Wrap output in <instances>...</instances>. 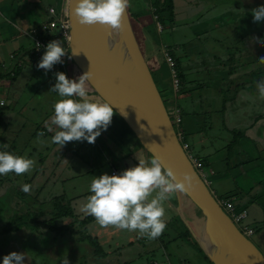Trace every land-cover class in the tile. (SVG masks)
<instances>
[{"label":"crops","instance_id":"crops-1","mask_svg":"<svg viewBox=\"0 0 264 264\" xmlns=\"http://www.w3.org/2000/svg\"><path fill=\"white\" fill-rule=\"evenodd\" d=\"M171 1L172 18L165 27L167 29H164V40H168V43L147 39L145 49L148 58L155 70L163 67L167 69L159 51L162 47L168 49L176 73L180 76L176 97H169L172 112L176 110L180 118L176 124L179 139L186 146L187 156L197 162L206 173V186L215 200H226L235 210L246 211L244 222L252 230L248 239L264 257V99L259 98L258 90L249 80L251 76L260 73H256L258 69L260 71V67L247 54L250 50H247L246 45L247 36L252 40L253 37L260 39L262 35L257 32H240L235 35L241 45L237 49V42L231 44L228 41L231 35L221 33L226 21L232 19V10H247L249 0ZM259 1L261 2L257 0ZM66 2L67 0H0V101L3 102L0 106V144H7V150L14 155L36 161L32 171L28 172L31 178L16 182L17 185L12 182L13 172L8 173L10 180L4 179L6 175H0V191H4L8 198V204L0 201V206L10 208L20 203L19 211L22 213H38L37 208L43 207L42 205L35 202L26 208L23 198L15 196L14 192H23L22 186L28 184L35 192L34 196L42 192L48 193L45 205L48 208L39 213L35 223L42 225L47 231H50L47 226L51 220L55 227L65 228L62 234L68 233L72 237L67 243L80 256L75 264H126L130 259L139 257V254L129 251L133 241L140 242L147 237L139 236L136 231L100 228V225H96L93 216L80 211L91 194L90 191L84 192L81 185L87 176L101 175L93 174L95 170L101 171L107 166L110 175L112 169L122 172L136 166L138 160H149L151 157L115 113L110 126L107 130H102L92 144L73 141L59 147L51 142L56 129L53 126L54 131H49L47 125L54 115L55 101L48 107L44 105L47 103L45 99H51L55 92L50 91L52 86L43 90L45 83H56L54 80L58 68L53 66L47 72L37 68L38 62L33 61L30 55V37L42 36L40 26L48 20L64 17ZM204 5V9H197V6ZM215 5L218 12L215 17L209 18L208 10ZM224 15L226 21L221 19ZM232 25L233 29L237 28L234 22ZM211 30H217L218 35L212 36ZM156 32L161 33L162 26ZM233 32L235 30L228 31L232 36ZM250 45L248 43L249 47ZM232 56L234 57L231 58ZM72 78L76 79V75L71 74L70 79ZM169 83L168 76L167 85ZM87 86L85 85L88 94L101 101ZM37 87L43 91L39 96H27L28 90ZM229 91L231 94L228 99L221 97L224 92ZM24 96L29 99H23ZM41 132L43 136L39 135ZM38 175L40 178H36ZM85 184L90 185V182ZM58 206L69 210L70 217H57L54 208ZM164 208L167 226L154 239L157 248L150 250L148 245L146 255L150 251L155 254L159 252L164 238H171L172 243H176L175 240L187 235L184 230L186 227L178 218L175 194L164 202ZM180 225L184 226V232L179 229ZM30 233L25 234L26 239L31 241L28 251H18L25 254L23 264H52L51 258L43 255L47 254L45 249L49 247L40 246L36 239L30 238ZM78 237H82V240H78ZM87 238L96 241L102 256L95 254ZM121 240L125 241L124 246ZM164 256V259L151 256L145 263L173 264L168 255ZM175 258L178 255L173 253V259ZM183 261L177 259L176 263L182 264Z\"/></svg>","mask_w":264,"mask_h":264},{"label":"water","instance_id":"water-1","mask_svg":"<svg viewBox=\"0 0 264 264\" xmlns=\"http://www.w3.org/2000/svg\"><path fill=\"white\" fill-rule=\"evenodd\" d=\"M72 6L67 0L70 61L81 75L88 72L87 85L101 101L113 106L148 156L171 168L178 180L184 174L192 178L186 192L175 193L178 215L206 259L210 264H264L263 255L219 207L182 148L135 40L127 9L117 30L78 23ZM182 199L199 219L185 218Z\"/></svg>","mask_w":264,"mask_h":264},{"label":"clouds","instance_id":"clouds-1","mask_svg":"<svg viewBox=\"0 0 264 264\" xmlns=\"http://www.w3.org/2000/svg\"><path fill=\"white\" fill-rule=\"evenodd\" d=\"M70 3L73 5L71 14L78 23L117 30L129 7V0H70ZM252 16L255 23L264 21V6L253 9ZM65 54L61 41L53 40L46 45L37 68L47 72L54 64L63 63L61 57ZM260 61L264 62V57ZM87 74L72 80L63 72L55 73L56 83L50 91L57 93L59 99L53 105L54 115L47 127L49 131H54L55 127L51 142L59 147L73 141L92 144L112 122L113 106L106 101L95 100L88 94L85 87ZM256 87L259 98L264 99V80L257 82ZM121 114L127 115L124 112ZM39 135L44 134L41 132ZM7 147L5 144L4 148ZM35 163V160L25 156L0 150V175L28 173ZM191 179L184 174L183 179L178 180L174 171L163 167L156 157L140 159L136 166L119 174L93 177L91 194L80 211L93 216L101 227L114 226L121 230L136 231L139 236L148 239H156L167 226L164 202L177 192H186L191 187ZM21 190L30 193L31 186L24 184ZM24 259L25 254L13 251L3 257L2 264H23ZM62 264H69V261L64 258Z\"/></svg>","mask_w":264,"mask_h":264},{"label":"rangeland","instance_id":"rangeland-1","mask_svg":"<svg viewBox=\"0 0 264 264\" xmlns=\"http://www.w3.org/2000/svg\"><path fill=\"white\" fill-rule=\"evenodd\" d=\"M231 1V0H229ZM260 2V1H259ZM259 2H255L254 0H249V6L247 10L244 9H240L237 8L234 11L232 10V19H228V21H226L224 19V16H221V19L227 22V24L225 26H223L221 29L223 30V32H221L222 34H230L231 38L228 39V41L232 44L234 42H237V45L235 46L237 49L240 48V42L237 41V37H235V35H238L240 32H246L248 34V32H251V34H253L254 32H257L260 36L262 35V38L260 39H255L256 37H253L252 40L249 39V36L246 37V45H247V50H250L249 53H247L250 58H253L255 60V62L259 63V67H260V71L259 69L256 71L260 72L258 75L256 76H251L249 78V80L254 84L255 88L257 89L256 85L257 82L264 80V62L260 61V58L264 57V42H257L258 40H264V28H263V21L259 22V23H255L253 21V16H252V11L253 9L260 7V6H264V0H261V4L258 6L257 4H259ZM150 1L148 0H129V7L127 8V12H128V17H129V21L131 24V28L135 37V40L138 44L139 50L141 52V54L143 55V58L149 68V72L151 73V76L153 78V83H155V87L156 90L159 93V96L163 102V105L165 107V110L167 112V115L169 116V119L171 121V124L174 128L175 133L178 135L179 134V130L176 127V124L173 121L172 118V106L171 103L169 102V97L171 98H175V94L173 92L170 91L169 89V85H167V81H168V70L163 67L160 70H155L150 59L148 58V53L147 50L145 49V44L147 39L151 38L154 39V41H163L164 43H168V40H164L166 35L164 33V29L166 30L167 28H165L166 26H168V22L170 21L168 18H166L164 15L163 19H162V32L161 33H157L156 32V27H155V20L153 17V7H151L150 5ZM256 4V5H255ZM229 5H227L228 7ZM205 8L204 6H197L198 10H202ZM209 9V8H208ZM227 10V8H225ZM218 8H216V5L214 8H210L209 11V15L208 17H215ZM243 16V17H242ZM153 18V19H152ZM230 20V21H229ZM232 22H234V24L236 25V29H233V25ZM167 23V24H166ZM144 30V31H142ZM224 30L226 32H224ZM231 30H235V32H233V36L232 33H228V31ZM261 30L263 31L261 33ZM212 31V36H217L218 32L217 30ZM144 32V33H142ZM144 34V35H142ZM250 34V35H251ZM246 35V34H245ZM163 39V40H162ZM233 39V41H232ZM248 43H251L250 47L248 46ZM234 56H232L231 58H233ZM57 72H63L66 77L68 79L71 78V74L72 75H76V79H78L79 76H81V74L79 73V71L77 70V68L73 65V63L70 61V59L67 57V60L64 62V71L60 68L57 69ZM263 76V77H262ZM73 79L72 80H76ZM56 81V78L55 80ZM40 85V84H39ZM55 85V83L53 84L52 82H47L45 83L44 86V90L46 88L49 87H53ZM85 85L87 86V83H85ZM88 87V86H87ZM90 88V87H88ZM38 89V92H37ZM41 88L37 87L36 89L34 88L33 90H28L27 96L30 95V97L35 94V95H40L41 93ZM42 91V92H43ZM37 92V93H35ZM231 92H224L221 97L228 99V97L230 96ZM28 100L29 98H27L26 96L23 97V99ZM32 98V97H31ZM51 99H48V97L45 99V103L46 105H44L45 107H48V105L54 100L55 102L59 99V96L57 93H54L52 95V97H50ZM48 100V101H47ZM180 143H182L180 141ZM0 150L3 151H8L7 148H4L3 144H0ZM9 152V151H8ZM80 166H83V164L81 162H79ZM93 174L96 175H102V174H108L109 175V170L108 167L105 166L103 167V169L101 171L95 170L93 172ZM8 177H10L9 174H6L4 179H7ZM22 177V179H21ZM94 175L92 177H86L85 179V183H91L92 179H93ZM12 178V182L16 183V182H22V181H27L31 178V174L26 173L25 175L22 174V176L20 175H16L15 173L11 175ZM17 178V179H16ZM36 178H40V175L36 176ZM10 180V178H8ZM83 182V185H81L83 187V191L87 192L90 191V185L89 184H85ZM17 185V183H16ZM2 189V187H1ZM0 189V190H1ZM4 191H0V201L4 204L7 203V195H5L3 193ZM3 193V194H2ZM13 193V192H12ZM34 193L32 190L30 191V193H24V192H14L15 196L18 197H22L23 199V204L26 208L30 207L32 204H34L35 202H38L40 205H42L43 207H39L37 208V212L41 213L43 209L48 208L47 206H45L48 202L47 198H48V193H38L36 196H34ZM8 204V203H7ZM20 203L17 204L16 206H12L9 208L8 207H4V209H1L0 211V215H1V220L2 223H5L7 221V219H12L16 218L18 216V218L23 220L22 227L19 228L17 230V234H15L12 237H10V240L12 242L17 241L16 245L18 244V242L20 243V240H22V244H20V246L25 247L26 245L29 244L28 239H26L25 234H28L32 231V233H30V238H36L37 236L40 237L37 240V243L42 246L44 245V247H49L46 248L45 251L47 252V254H43L45 256H47L48 258H51V263L52 264H62V260L64 258H66L69 261V264H75V260L77 258H79L80 256H78V254H75L72 250V245L67 243V240L72 239V237H70L67 234H63L62 233H52L50 231H47L46 229H44L42 227V225L37 224L34 225L33 222L29 219H31V215H29V212L26 211V213H22L20 210ZM12 209L16 210V211H12ZM33 210V209H32ZM224 210V209H223ZM19 211V214L18 212ZM224 212V211H223ZM28 213V214H27ZM226 214V213H225ZM178 218L180 219V216L178 215ZM181 220V219H180ZM96 225H99L97 222H95ZM174 223L172 222V225ZM182 225L179 226V229L183 231V227H181ZM100 226H98L99 228ZM114 226H108L105 227L107 229L112 228ZM64 228V227H63ZM100 228H104V227H100ZM116 228V227H114ZM170 230V229H169ZM174 231V230H173ZM20 232V233H19ZM130 232V231H127ZM132 232V231H131ZM64 233V232H63ZM125 234V232H123ZM172 237H174L173 232L171 231ZM53 238V240H52ZM25 239V240H24ZM171 238H164L163 241L164 243L162 244L163 246H161V248H159V252H157L155 254V252L150 251V254L146 255L145 251L148 250V245L151 248L150 250L156 249L157 246L155 245V240L154 239H148L146 238L145 240L141 239L140 242H134L133 241V246H130L129 251H133V253L139 254V257H134L135 259H130L129 261L126 262V264H146L145 261L146 260H150L151 256L155 257L156 259H160V257H162V259L165 258L164 254L168 255L171 262L173 264H177L176 261L177 259H183V263L182 264H208V262L204 259V257L202 256V254L199 252V250H201L198 246V244L196 243V241L192 238V236L188 237L187 235H185V237H180L179 240H175L176 243H172V241L170 240ZM132 241V240H131ZM11 242V243H12ZM124 240H121V244L124 246L125 243ZM60 243V244H59ZM49 245V246H48ZM36 250L38 249V247H35ZM199 248V250H198ZM124 250H126L125 248H123ZM35 250V251H36ZM28 251V247L27 248H22L20 249V252H27ZM105 251V250H104ZM202 252V251H201ZM53 253V254H52ZM173 253H176L178 255V258L173 259ZM203 253V252H202ZM163 263V260H161ZM2 262V259L0 260V264ZM46 264V263H45Z\"/></svg>","mask_w":264,"mask_h":264},{"label":"built area","instance_id":"built-area-1","mask_svg":"<svg viewBox=\"0 0 264 264\" xmlns=\"http://www.w3.org/2000/svg\"><path fill=\"white\" fill-rule=\"evenodd\" d=\"M155 20V27L157 31H160L161 26L156 21L155 15L153 16ZM40 33L42 36H31L32 40V48L30 49V55L32 56V60L35 62H39L41 60V57L43 56L45 52L46 45L53 41L58 40L61 41V46L64 47V50L66 54L61 57L63 63L54 64L53 66L55 68H60L64 71V62L67 60L68 55V40H69V25L67 21L66 14L64 17L57 18L55 20L50 19L47 22L43 23L40 26ZM55 31V34H54ZM39 45V47H38ZM159 56L163 63L166 65L168 70V76L170 79V89L175 94L179 91V80L176 75V70L174 67V61L172 57L169 54V51L162 47L159 51ZM3 104L2 101H0V106ZM172 118L175 124L179 123L180 118L178 116V113L176 110L172 112ZM177 135V134H176ZM179 139V134L177 135ZM180 140V139H179ZM182 148L185 151V144H182ZM190 160L194 170L198 174V176L201 178V180L206 185V173L202 171L200 166L197 162L193 161L190 157H188ZM121 171H117L115 169H112L110 171V175L113 174H119ZM217 204L222 208L224 213L228 216L230 221L233 223V225L236 227V229L245 237H249L252 235V230L245 224V218H246V211L245 210H235L233 205L226 201V200H219Z\"/></svg>","mask_w":264,"mask_h":264},{"label":"trees","instance_id":"trees-1","mask_svg":"<svg viewBox=\"0 0 264 264\" xmlns=\"http://www.w3.org/2000/svg\"><path fill=\"white\" fill-rule=\"evenodd\" d=\"M149 1L151 3L150 4L151 7H153L152 14L155 15L156 21L160 24V26H162L161 22H162V19H163L164 16L166 18H168L169 20L172 18V1L171 0H149ZM254 1L257 2V0H254ZM176 75H177V73H176ZM177 78H178V80L180 82V76L177 75ZM152 80H153V78H152ZM1 209H4V207L0 206V211H1ZM54 210L56 211L55 214H56L57 217H63V216L64 217H70V211L66 210V208H64L62 206H58L57 208H54ZM27 212H29V215H31V219H29V220H31L34 225H37L35 223L36 222L35 219L38 217L39 213H31L30 211H27ZM86 221H88V220L86 219ZM178 221L180 222L179 219H178ZM22 224H24L23 220L18 218V216H17L16 218L12 219V217H11V219H8L7 222L5 223L4 227L6 228V230H9L11 232H15L19 228L22 227ZM182 227L184 228L183 225H182ZM47 228H48V230H50L52 232L54 231L55 234L63 233L65 231V228H63V226H61L59 228L55 227L54 224L52 223V220L49 221V224H48ZM184 230H185L186 234L190 237V234L186 230V228H184ZM77 239L78 240H80V239L82 240V237L81 238L78 237ZM87 242L93 248V250L95 251V254L100 255V249H99L98 245L96 244V241L94 239H92V238H87ZM198 250H199V248H198ZM199 252L202 254L204 259L208 262V264H210V262L206 259L204 254L201 252V250H199ZM100 256H102V255H100Z\"/></svg>","mask_w":264,"mask_h":264},{"label":"flooded vegetation","instance_id":"flooded-vegetation-1","mask_svg":"<svg viewBox=\"0 0 264 264\" xmlns=\"http://www.w3.org/2000/svg\"><path fill=\"white\" fill-rule=\"evenodd\" d=\"M1 215H0V254L2 253V255L0 256V259H2L3 260V257L5 256V255H7V254H9V253H11V252H13V251H15V252H17L18 253V251L21 249V248H23V246H20V244H22L21 242H22V240H20V243L18 242V244L16 245V243H17V241H15V242H12L11 240H10V237H12L13 238V236L15 235V234H17L18 232L17 231H15V232H11V231H9V230H6V228L4 227V225H5V223L7 222H5V223H2V220H1ZM9 219V218H8ZM7 219V220H8ZM32 232H34V231H32ZM26 238V237H25ZM40 237H36V238H31V239H39ZM30 239V240H31ZM25 240V239H24ZM29 241V240H28ZM12 242V243H11ZM31 241H29V243H30ZM26 247H28V245H26ZM36 264V263H35Z\"/></svg>","mask_w":264,"mask_h":264},{"label":"bare ground","instance_id":"bare-ground-1","mask_svg":"<svg viewBox=\"0 0 264 264\" xmlns=\"http://www.w3.org/2000/svg\"><path fill=\"white\" fill-rule=\"evenodd\" d=\"M181 209L185 218H189L194 220L195 218L199 219L198 213L194 210V208L185 200H181ZM199 224L202 225V221H199Z\"/></svg>","mask_w":264,"mask_h":264}]
</instances>
